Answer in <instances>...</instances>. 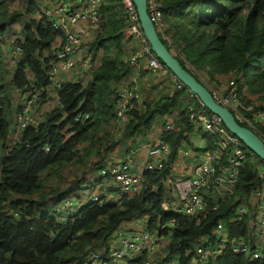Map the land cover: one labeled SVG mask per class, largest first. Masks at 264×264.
Returning <instances> with one entry per match:
<instances>
[{"label":"trees","instance_id":"16d2710c","mask_svg":"<svg viewBox=\"0 0 264 264\" xmlns=\"http://www.w3.org/2000/svg\"><path fill=\"white\" fill-rule=\"evenodd\" d=\"M153 1L162 12L166 33L172 40L170 46L163 44L175 54L181 65L198 81L197 74L210 83H217L216 78L221 75L233 79L236 88L240 90L244 86L247 95L256 97L255 107L264 110V0ZM7 2L0 0V34L22 13L23 17L29 18L37 10L32 0H18V8L8 11ZM106 8L107 0H103L100 12ZM105 20L100 23L99 32L102 23L105 27ZM112 27V48H107L108 52L102 56L91 80L84 86L73 82L62 83L58 96L65 117L62 118L57 108L52 109L36 130L30 127L24 130L21 142L8 153L2 152L8 124L4 118L5 101L0 94V264H81L88 250L107 247L119 224L143 214L147 215L150 228L174 219V229L167 245L168 257H176L178 264H188L190 257L184 254L185 246L202 235L211 238L210 231L216 220L228 218L237 203L231 198L220 202L217 210H205L191 218L179 217L161 209L160 200L165 188L160 180L168 174L177 148L189 146L199 151L211 144L206 135L204 142L191 139L188 135L192 134L193 126L182 119L178 132L164 137L170 147L166 163L159 171L145 170L142 173L143 187L137 194L103 200L100 205L86 204L79 210L78 216L64 226L54 220L47 203L58 200L63 192L52 189L51 194L49 191L42 193V176L45 181L55 174L54 169L72 161L80 150L76 148L78 145H84L81 155L87 157L93 153L98 158L91 164L96 169L105 163L102 154L116 143L112 137L107 139L108 131L98 135V127L113 118V89L109 87L111 83L119 82L127 72L122 61L124 52L120 48L122 38L114 28L118 26ZM58 36L59 32L43 18L21 21L19 41L23 55L13 66L10 76L13 88H20L24 82V68L34 75L37 87L44 85L45 65L47 58L52 56L51 45ZM103 40V35L98 33L92 46L97 48ZM39 55L43 58L41 61L36 58ZM97 88H101L106 96L110 95L109 101H95ZM180 97V92L173 91L169 96L145 102L142 108L132 109L129 112L131 118L120 138L139 135L150 129L157 116L179 110ZM241 99L249 103L246 96ZM94 102L99 103L93 106ZM77 110L89 111L91 119L71 123L70 117ZM69 123L72 126L67 128ZM43 145L47 146L46 151L42 149ZM239 182L237 195H248L258 183L250 163L245 164ZM77 183L69 185L64 194L78 189L80 182ZM155 184H158L156 188L151 187ZM245 233V221L229 224L231 236ZM207 264H264V250L263 256L256 261L248 262L243 256L226 251Z\"/></svg>","mask_w":264,"mask_h":264},{"label":"built area","instance_id":"2783aa9c","mask_svg":"<svg viewBox=\"0 0 264 264\" xmlns=\"http://www.w3.org/2000/svg\"><path fill=\"white\" fill-rule=\"evenodd\" d=\"M74 1L51 0L47 6H38L32 17L43 18L57 30L58 43L52 50V56L47 58L44 85L37 87L34 75L28 68H24V82L20 88L13 89L17 101L3 142L4 153L21 142L26 128L36 130L52 109L57 108L62 118L65 117L58 96L63 83L62 75L69 76L77 69L87 84L100 65L101 51L95 49L90 41L83 43L71 27L84 22L92 33H98L103 0H83L79 4H73ZM120 3L126 19L123 32L127 42L133 43V49L127 58L129 67L138 68L144 58L147 73L167 75L172 81L173 90L181 93L179 110L166 115L157 129L154 141L142 145L141 148L145 150L141 161L142 169L131 172L137 148L130 147L120 160L107 161L96 167V185L100 187V191L94 190L92 193L91 189L85 196L64 195L58 200H49L47 204L50 214L59 225L64 226L72 222L86 204L100 205L103 200L111 201L124 194L129 197L137 194L143 187L142 173L145 170H161L168 159L170 147L164 137L178 132L181 126L179 122L185 119L192 124V132L201 136L199 142H204L202 139L206 135L211 144L209 147L204 144L205 148L199 151H187V147L183 146L177 148L174 159L181 156L182 170L180 174L170 176L173 159L169 164L168 174L160 180L165 188L160 200L161 209L179 217L191 218L201 215L205 210H217L222 201L231 198L237 201L228 218L216 220L210 231L211 238L202 235L185 246L184 254L190 257L188 264H207L226 251L241 255L248 262L260 259L264 250V162L245 150L241 142L223 126L220 118L209 113L197 97L154 56L139 27L131 0H120ZM146 12L157 36L165 45L170 46L172 40L166 33L162 12L153 0H146ZM19 40L20 37H13L6 46L7 60L12 66L18 64L23 55ZM173 55L175 56L174 53ZM36 58L39 61L43 59L41 55ZM135 79V76L130 75L114 87L113 118L110 124L120 134L131 118L129 112L134 108L144 107L145 101L141 99ZM200 81L213 99L226 107L235 120L257 135L264 145V110L242 101L241 98L247 95L246 88L242 86L238 90L231 78L216 87H210L205 80ZM90 119L91 113L85 110H77L70 117L71 123H83ZM71 123L66 127H71ZM23 145L27 146V143ZM42 149L46 151L48 148L43 145ZM247 163L251 164L258 183L248 195H237L240 174ZM88 184L85 179L78 187L84 189L89 187ZM157 186L155 184L151 187ZM135 220H139V224ZM243 221L246 225L245 235L231 236L229 224ZM173 229L174 219L150 228L147 215L143 214L132 221L119 224L112 235L113 242L107 243V247L88 250L81 264H178V259L168 257L167 253Z\"/></svg>","mask_w":264,"mask_h":264},{"label":"rangeland","instance_id":"374dc122","mask_svg":"<svg viewBox=\"0 0 264 264\" xmlns=\"http://www.w3.org/2000/svg\"><path fill=\"white\" fill-rule=\"evenodd\" d=\"M7 7H8V11L12 10L15 11L17 9V5H18V0H8L7 2ZM100 16H101V20L103 21L105 20V27H103V23H102V27H101V32H98L100 35H103L104 40L102 42V44L100 46H97L98 48H101L103 52H101V59L102 56H104L106 54V52H108V49L112 48L110 45L112 43V41L110 40L112 37V33H110V29L114 30L112 26H118V27H114L116 28V30H118V32L121 35V38H123L124 33H123V27L126 24V19H125V13H123V9L120 3V0H107V8L105 9V11L100 12ZM22 18H18V20H16L15 22L16 25L19 23L20 24V20ZM28 19V18H27ZM101 21V22H102ZM12 24L6 25L4 31L0 34V38L2 37V41L0 42V94L3 96L4 101H5V105H4V118L5 121L7 122V124L11 121L12 119V104L14 102H16V95H14L13 92V87L11 86L10 83V77H9V70L7 69V67H5V64L7 65V55H6V46L7 43L9 42V40H11L13 38V36L17 37V31L16 29L12 28ZM98 33H91L90 34V42L94 41V38L96 35H98ZM116 34V33H114ZM19 38V37H18ZM121 40L120 39V48L122 47L123 49V55H122V59L124 60L125 57H127L128 52L131 50L130 44H128V42L126 41L125 45L121 46ZM117 44V42H116ZM133 45V44H132ZM109 47V48H108ZM108 48V49H107ZM107 49V50H106ZM106 50V51H105ZM197 76L202 79L207 81L208 85L210 87H216L219 84L223 83L225 80H227V76L225 75H221V76H217V83L214 81H211V83L205 79L204 76L197 74ZM217 84V85H216ZM110 85V84H109ZM118 85L117 83H111L110 85V89L112 88V92L114 91V87ZM111 92V93H112ZM109 93V94H111ZM113 95V94H111ZM159 95V94H158ZM110 96V95H109ZM109 96L105 94V92L101 91V88H97L96 89V94H95V101H104V103L108 100L109 101ZM246 98L249 100L248 102L252 105L256 104V97L255 96H250V95H246ZM111 100H112V96H111ZM12 102V104H11ZM8 104V105H7ZM155 121H153V125H152V129L155 128L158 129L156 126V124L154 123ZM105 129L108 131V135H107V139L109 137H112L113 139H115L116 141L118 139H120V137L122 136V134H120V132H117L110 124L107 123V127H105ZM123 133V132H122ZM191 139H193L195 142H199L200 137L199 134H189L188 135ZM204 140V139H202ZM119 143H121V141L118 140ZM87 144V143H85ZM81 146L82 145H78L76 148L80 150L76 153L77 155L74 156V158L72 159V161L68 162L65 165H61L59 167H57L56 169H54L55 174H52L50 177H48L45 181H44V176H42L43 179H41L43 181L42 185H41V189L40 191L44 194H46L48 191L50 192L49 194H51L52 189H57L59 191V193H62L59 197L62 196H67V195H71V196H77V195H82L85 196V194H87V192H89L92 189V193L93 191H100V187L96 184H98V181L96 179V175H95V166H91V164L95 163L97 161V158L93 157L91 155L90 158L87 159V157L81 155ZM189 149H191L189 146L186 148V150L188 151ZM110 151V150H109ZM93 154V153H92ZM145 155V151L144 150H140L138 153V156H143ZM112 159L117 160V157H113ZM89 168V170H86L85 168ZM86 170V171H85ZM132 172H135L134 170ZM46 175V174H45ZM47 177V176H45ZM82 179H86L87 182L89 183L88 186L89 187H85L84 189H75L72 190L70 192H66L64 194V191L67 187H69V185H72L73 183H76L78 181L82 182L84 180ZM77 183V184H78ZM90 184H92V186H90ZM73 193V194H70ZM91 193V194H92ZM70 196V197H71ZM55 198V197H54ZM136 224H139V220H135ZM113 242V238L111 236V240L108 242V244Z\"/></svg>","mask_w":264,"mask_h":264},{"label":"crops","instance_id":"0c3cea01","mask_svg":"<svg viewBox=\"0 0 264 264\" xmlns=\"http://www.w3.org/2000/svg\"><path fill=\"white\" fill-rule=\"evenodd\" d=\"M50 1L51 0H32V3L36 6V8H38V6H40V5L41 6L49 5ZM81 1H83V0H75L73 2V4H79ZM17 8H18V5H17ZM35 11H34V13H35ZM34 13L29 18H32ZM19 17L22 18L20 20V24L18 23L16 25L17 22H14L12 24L13 25L12 28L13 29L15 28L17 31V34H18L17 37H21V21L23 19L24 20L27 19V17H23V13ZM71 29L77 33V35L81 38L83 43H87L90 41L89 37H90V34L92 32L87 28V26L84 22L77 23L76 25L72 26ZM96 36L94 38V41L96 40ZM13 37H15V36H13ZM126 41H127V39L125 38V33H124V36L121 40V44H122L121 46L125 45ZM129 42H128V44H130V47L132 50L133 49V45H132L133 43H129ZM57 43H58V38L52 43L51 50H53L56 47ZM95 49H98L99 51L103 52L101 48L97 47ZM131 50L128 52L127 57H125L124 60L122 59V61L126 64L127 72H126L125 76L119 82L124 81L125 79L129 78L130 75L135 76L136 77V79H135L136 87L140 93L141 99L145 102H148L151 99L169 96L173 91H175V90H173V87H172V81L167 75L150 74V73L146 72V70H145V59L144 58L141 59V61H140L141 64L138 68L129 67V65L127 63V58L129 56ZM100 63H101V61H100ZM5 67H7V69L9 70V77H10L11 73L13 71V66L9 63L8 60H7V65L5 64ZM61 77H62L63 83L64 82H73V83H78L80 85H85V83H86L85 80L82 79L83 75L80 76L77 69H74L70 73L69 76H66V75L63 76L62 75ZM78 80H80V81H78ZM98 103L99 102H94L93 106H96ZM11 104H12V102H11ZM14 105H15V102L11 106L12 110H13ZM174 111H176V110H171L168 113H164V114L157 116L154 119V121H155L154 123L156 124L155 127H157V128L160 127L161 124L166 119V115H169V114L173 113ZM107 123L109 124V122H105V123H102L98 127V129H99L98 135H100V134L102 135V133H104V134L106 133L107 130L105 129V127H107ZM152 125H153V123L151 124V127L149 130L143 131L139 135H134L132 137H123V139L120 138L119 141H121V143H119L117 140L115 144H113L106 152H104L102 154L105 162H107V161H118L123 157V154L130 147H135V148H137L136 161L131 166V172L133 170L135 172H138L140 169H142V162L141 161H142L144 155L138 156V153L140 150L141 151L144 150L141 148L143 144L150 143V142L154 141L155 137L157 136V129L156 130H155V128L152 129ZM192 134H196V133L192 132ZM102 146H104V143ZM83 147H84V145L81 146V148H83ZM91 155L92 154L87 156V159L90 158ZM93 157L96 158V156H93ZM113 157H117L118 159L114 160V159H112ZM182 162H181V156L180 155L177 156L176 159H174V163L171 166V175H170L171 177H173V175H178L181 173ZM85 169L88 170L89 168L86 167Z\"/></svg>","mask_w":264,"mask_h":264},{"label":"water","instance_id":"95a60500","mask_svg":"<svg viewBox=\"0 0 264 264\" xmlns=\"http://www.w3.org/2000/svg\"><path fill=\"white\" fill-rule=\"evenodd\" d=\"M131 2L137 14L139 27L154 56L197 97L209 113H213L220 118L223 126L241 142L245 149L251 152L258 160L264 162V145L258 136L238 123L226 107L216 102L208 89L180 64V61L157 36L147 16L146 0H131Z\"/></svg>","mask_w":264,"mask_h":264}]
</instances>
